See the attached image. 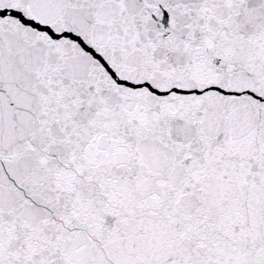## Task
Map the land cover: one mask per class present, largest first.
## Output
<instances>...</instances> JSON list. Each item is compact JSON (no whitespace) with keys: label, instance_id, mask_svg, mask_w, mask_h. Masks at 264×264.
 <instances>
[{"label":"snow or ice","instance_id":"6c2138e0","mask_svg":"<svg viewBox=\"0 0 264 264\" xmlns=\"http://www.w3.org/2000/svg\"><path fill=\"white\" fill-rule=\"evenodd\" d=\"M0 264H264V0H0Z\"/></svg>","mask_w":264,"mask_h":264}]
</instances>
